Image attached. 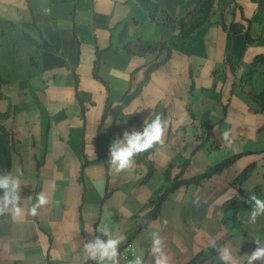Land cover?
Returning a JSON list of instances; mask_svg holds the SVG:
<instances>
[{"label":"crops","instance_id":"1","mask_svg":"<svg viewBox=\"0 0 264 264\" xmlns=\"http://www.w3.org/2000/svg\"><path fill=\"white\" fill-rule=\"evenodd\" d=\"M153 1L172 18L197 12L204 2ZM232 23L245 30L232 32ZM125 28L129 42L174 47L148 79L166 52L130 54L121 40ZM258 56H264V0H215L210 22L187 39L173 25L152 21L137 0H0V75L10 79L0 84V113L12 112L2 123L15 135L11 174L21 180L24 210L16 219L0 215V264H96L83 243L106 240L101 226L124 237L119 264L136 256L155 264L153 233L163 240L168 264H226L225 248L227 264H248L255 248L264 247V215L252 222L253 209L241 212L237 228L222 218L227 201L250 202L259 185L264 195V110L240 86ZM140 86L120 118L107 113ZM251 87L263 90L264 64ZM157 115L167 129L147 160L155 168L151 178L145 181L148 162L138 160L145 152L131 169L114 172L110 145ZM226 129L231 146L221 139ZM237 155L222 172L171 193L159 217L130 241L157 194L178 176L193 178ZM41 192L48 203L29 215Z\"/></svg>","mask_w":264,"mask_h":264},{"label":"trees","instance_id":"2","mask_svg":"<svg viewBox=\"0 0 264 264\" xmlns=\"http://www.w3.org/2000/svg\"><path fill=\"white\" fill-rule=\"evenodd\" d=\"M137 2L144 7L150 14L152 21H163L167 24L173 25L178 31L179 34L183 37V39H187L193 35V33L199 28L203 27L205 24L210 22L211 16L215 6V0H204L201 8L197 12L189 11L181 18H172L162 7L153 0H137ZM230 30L232 32H242L245 30L244 25H240L237 23H232L230 26ZM247 38L250 43L254 41L249 33H247ZM26 39L31 44H37L32 38L26 36ZM121 40L123 41L124 49L132 55L144 56L147 54H156L157 58L161 57L164 52H166L165 58L162 61H158V59L150 66L148 70L147 79L150 76V73L159 67L162 63H164L172 54L174 47L170 46L168 42L155 43L143 38H139V40L134 42L128 41L127 30L122 33ZM100 55L101 52L98 53V59L95 65V76L98 78V67L100 64ZM260 64H264V56H258L253 62L252 66L248 69V71L243 75L240 80V86L243 90H245L251 98H253L258 105L264 110V88L261 92H255L251 85L253 81V77L257 72V68ZM9 77H5L0 75V84L9 82ZM142 86H140L135 92L129 93L127 92L123 98L121 99L120 104L116 108H112V105L107 106V113L111 112L115 119L121 117L123 108L141 92ZM12 114L11 111L6 113H0V175L11 174V166H12V155L13 150L15 148V135L12 131L8 130L3 125V120L9 117ZM156 117V116H155ZM154 117V118H155ZM153 118V119H154ZM158 146V144L154 145L152 148L147 150L145 153L140 154L138 156L139 161H147L149 155L152 151ZM240 157V155L233 156L223 160L222 162L210 167L205 173L195 176L190 179L180 180L179 176L176 178L173 186L164 188L161 190L157 197L152 201L150 206V211L148 215L142 220L139 224L136 231L130 237V241L143 229L147 226V224L159 217L161 214V208L163 202L181 186L191 185V184H201L204 180L212 177L215 174L222 172L226 167L230 166ZM149 166V172L145 178V181H148L152 174L154 173V165L151 161H147ZM189 161L185 162L182 166V169H185L188 165ZM254 170V166L249 167L243 173H241L236 182L242 184L249 176L252 174ZM253 193L257 195L259 198L263 199V185H259L254 188ZM254 204L252 201L245 202L240 199H232L227 201L224 204V214L222 218V223L225 225H231L233 228H237L240 225L239 213L248 211L253 209ZM201 255H198L193 263L198 262Z\"/></svg>","mask_w":264,"mask_h":264},{"label":"clouds","instance_id":"3","mask_svg":"<svg viewBox=\"0 0 264 264\" xmlns=\"http://www.w3.org/2000/svg\"><path fill=\"white\" fill-rule=\"evenodd\" d=\"M167 129V122L157 115L151 122H145L142 130H125L121 138H117L109 147V164L116 173L132 168L137 154L146 152L156 144L163 143V137ZM223 142L231 146L233 143L231 130L226 129L221 134ZM20 186L21 180L12 174L0 175V215L10 213L14 219L24 215L23 208L20 207ZM254 207L251 212V221L255 222L257 216L264 215V199L253 194L250 196ZM48 203V197L41 192L37 196V202L28 210V214L35 216L38 209ZM100 233L107 239L96 236L93 240L83 243V252L88 259L96 264H119V246L124 237L113 235L107 226H101ZM215 247V245H213ZM150 254L154 257L155 264H168L169 258L164 252L163 240L158 233L152 234ZM221 259L229 262L231 253L228 249L221 250ZM264 259V247H256L248 256V264ZM129 264H143L142 258L136 256Z\"/></svg>","mask_w":264,"mask_h":264},{"label":"rangeland","instance_id":"4","mask_svg":"<svg viewBox=\"0 0 264 264\" xmlns=\"http://www.w3.org/2000/svg\"><path fill=\"white\" fill-rule=\"evenodd\" d=\"M25 61V60H24ZM5 77H8V75L7 76H5Z\"/></svg>","mask_w":264,"mask_h":264}]
</instances>
